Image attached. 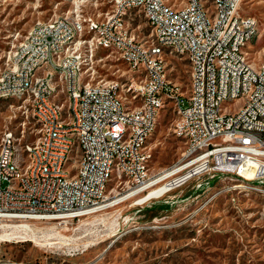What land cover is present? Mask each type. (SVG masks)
Segmentation results:
<instances>
[{"label":"built area","instance_id":"built-area-1","mask_svg":"<svg viewBox=\"0 0 264 264\" xmlns=\"http://www.w3.org/2000/svg\"><path fill=\"white\" fill-rule=\"evenodd\" d=\"M241 1L110 0L103 11L86 14L88 29L101 31V41L119 43L117 57L127 67L105 90H96L93 73L99 62L116 58H108V51L89 53L91 77H83L76 53L88 47V36L79 33L75 14L35 20L19 40L10 41L0 69V100L14 94L20 112L32 118L34 138L20 142L10 130L0 137V231H6L0 236V264H42L3 250L21 239L7 240L8 231L27 237L31 222L60 227L125 201L158 199L189 179L205 187L218 178H241L243 186L264 190V139L253 135V127H264L257 121L264 109V67L241 57L256 30L255 19L240 14ZM151 20H158L161 46L148 40ZM138 22L146 23L145 34ZM49 44H56V52H49ZM166 46L180 48L186 61L184 94L167 81ZM214 52H223V60L209 70ZM248 81H256L251 101L226 109L247 91ZM23 90L32 91L28 110H21ZM135 92L145 93L146 101H133ZM164 105L181 114L174 136L182 151L161 168L167 169L165 179H151L145 131L155 126ZM58 112L66 113V124L58 123ZM78 146H85L84 156H77ZM22 154H30V162H22ZM76 164H84L83 173H76ZM106 172H114V180Z\"/></svg>","mask_w":264,"mask_h":264},{"label":"rangeland","instance_id":"rangeland-1","mask_svg":"<svg viewBox=\"0 0 264 264\" xmlns=\"http://www.w3.org/2000/svg\"><path fill=\"white\" fill-rule=\"evenodd\" d=\"M109 2L0 0V69L10 41L19 40L35 20L69 14L86 18V14L103 11ZM240 14L256 21V34L246 48L248 58L264 64V0H242ZM138 26L145 34L146 23L138 22ZM148 40L152 42L149 29ZM102 51L107 50L95 53ZM108 52L109 58L117 60L99 62L95 81H111L127 73L115 52ZM167 53L171 55L164 56L167 78L184 94L186 61ZM86 71L84 76L91 77V69ZM17 104L13 98L0 100V137L10 130L20 142L30 141L34 123L29 115L24 117ZM239 104L233 101L226 109L234 110ZM21 110L27 108L21 104ZM175 118L170 106L164 105L147 139L152 179L167 171L161 168L181 154L182 142L173 133ZM198 181L189 179L158 199L134 202L139 205L125 201L60 227L31 222L33 234L47 241L34 242L20 235L24 241L5 243L3 250L11 258L42 264H264V190L243 186L240 178H218L205 187L197 186ZM169 184L150 194L164 191ZM109 193L116 197V190Z\"/></svg>","mask_w":264,"mask_h":264},{"label":"bare ground","instance_id":"bare-ground-1","mask_svg":"<svg viewBox=\"0 0 264 264\" xmlns=\"http://www.w3.org/2000/svg\"><path fill=\"white\" fill-rule=\"evenodd\" d=\"M163 2L166 3V0H163ZM75 21H76V25L79 27V33H86V36H88V47L80 46V51H77L76 53L77 69L79 70L81 74H83V77H85L84 74L87 73L86 70L90 68L89 53H95L96 50L102 49V50H107L110 52H115V54L118 55V53L120 52V45L116 41H101V31H94V29H88V22H86V18H77V16H75ZM149 30L152 36V42H150L151 45L161 46V35L159 33L158 20H151V25L149 27ZM138 31H139V26H138ZM255 32L256 30H252L249 34V39H247L244 43V46L241 50V57L243 59H249L248 54L246 52V48L248 47V44L251 41L252 36L256 34ZM167 50L171 54L181 56V49L178 48L177 46H166V53H167ZM49 52H56V44H49ZM108 58H109V52H108ZM117 58L124 63L123 57H117ZM217 60H223V52L210 53L209 70H216ZM262 66L264 67V64H262ZM52 73H59V66H52ZM93 74H96V73H93ZM167 81H169L168 78H167ZM93 82H95L96 90H105V89L111 88V81H95L93 79ZM255 91H256V81H248L247 91H242L239 93L238 101L239 102L251 101L250 93H254ZM8 98L14 99V94H4L3 95V99H8ZM31 100H32V91L23 90V97L21 99V104L25 108H27V110L29 109V102ZM133 101L135 102L146 101V94L142 92L133 93ZM174 115H176V118L173 123V133L175 135V134H178V131H179L181 114H174ZM57 121L59 124H66V113L58 112ZM257 121H264V109H260L257 112ZM154 128L155 126H151L146 129L145 139H148V137L153 132ZM253 135L264 139V127H253ZM84 154H85V146H78L77 156H84ZM150 159H151V156L146 157V165H149ZM22 162H30V154H22ZM83 172H84V164H76V173H83ZM166 176H167V171L161 173L159 176L155 177L154 179H165ZM106 179L114 180V172H106ZM151 179H152V176H151ZM110 191H114V190H110ZM109 197H110V193H109ZM26 226L28 225L24 223L20 226L23 232H25L24 228ZM28 227L30 228V226ZM30 231L31 232L27 234V237H24V238H29L26 240H32L34 242H37V241L40 242V241L45 240L42 236L38 237L35 234H33L32 228L30 229ZM35 232L36 234L39 233L38 231H35ZM7 234H10L7 240H10V238H13V237L21 238V239H17L18 241V240L24 239L23 236H25L21 234V232H19L18 230L8 231ZM0 235L5 236L6 231L4 230L3 232L0 233ZM20 235H23V236H20ZM46 241L47 240H45V242Z\"/></svg>","mask_w":264,"mask_h":264},{"label":"crops","instance_id":"crops-1","mask_svg":"<svg viewBox=\"0 0 264 264\" xmlns=\"http://www.w3.org/2000/svg\"><path fill=\"white\" fill-rule=\"evenodd\" d=\"M255 35V34H254ZM254 35L252 36L251 40L253 39Z\"/></svg>","mask_w":264,"mask_h":264}]
</instances>
